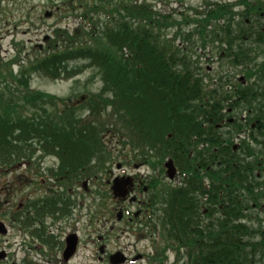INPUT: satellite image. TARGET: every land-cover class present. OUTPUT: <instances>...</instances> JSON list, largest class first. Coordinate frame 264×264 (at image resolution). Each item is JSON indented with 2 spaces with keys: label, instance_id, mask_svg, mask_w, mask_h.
Returning <instances> with one entry per match:
<instances>
[{
  "label": "trees",
  "instance_id": "16d2710c",
  "mask_svg": "<svg viewBox=\"0 0 264 264\" xmlns=\"http://www.w3.org/2000/svg\"><path fill=\"white\" fill-rule=\"evenodd\" d=\"M159 1L168 0H62L67 16L82 18L85 32L56 28L44 51L36 49L18 73L9 69L19 57L0 63V160L25 155L35 131L63 161L85 164L98 156L99 168L110 155L102 137L119 135L135 160L161 167L172 158L185 172L183 185L155 193L145 229H138L152 243L147 264H264V64L243 69L249 82L229 92L233 75L208 72L198 42L180 30L195 18L162 12ZM217 7L197 19L203 45L207 18L224 43L240 39L230 22L221 26L217 19L228 10ZM239 51L225 58L244 65L248 56ZM87 67L101 85L85 91L83 101L31 86L32 76L70 79ZM227 108L236 118L222 130L217 123L229 117ZM18 138L24 143L15 150ZM200 139L207 146L198 149Z\"/></svg>",
  "mask_w": 264,
  "mask_h": 264
},
{
  "label": "flooded vegetation",
  "instance_id": "af4514ba",
  "mask_svg": "<svg viewBox=\"0 0 264 264\" xmlns=\"http://www.w3.org/2000/svg\"><path fill=\"white\" fill-rule=\"evenodd\" d=\"M187 1L174 0L176 11L206 13L219 9L221 4L228 12L218 17L220 24H264V0H204L199 7ZM211 20L202 23L210 26ZM189 24L185 21V25ZM243 36L249 39L248 35ZM35 133L27 140L31 143L27 155H15L13 162L0 161V222L16 230L17 238L14 253L0 244V261L13 255L10 264H82L85 259V264L134 262L133 255L124 252L125 244L111 248V242L127 240L131 235L142 208L150 202L146 193L154 177L167 184L182 183L178 167L170 180L166 168L162 173H140V166L147 164H121L119 173L110 168L105 171L101 188L98 175L85 176L84 163L63 161L57 151L45 148L41 144L45 140H39ZM14 142L16 150L20 139ZM134 168L135 173L130 171ZM114 182L121 183L120 193L116 190L119 195L113 191ZM134 204L139 214L132 209ZM3 234L0 232V239L6 236Z\"/></svg>",
  "mask_w": 264,
  "mask_h": 264
},
{
  "label": "rangeland",
  "instance_id": "374dc122",
  "mask_svg": "<svg viewBox=\"0 0 264 264\" xmlns=\"http://www.w3.org/2000/svg\"><path fill=\"white\" fill-rule=\"evenodd\" d=\"M202 1L203 0H188L187 3H191L192 5L199 7L202 4ZM54 3L56 4H51L50 0H4L0 2V63H6L10 61V59L12 60L13 58L19 57V63L15 62L10 65L9 70H11L14 74L18 71V69H20V65L23 63L26 64L29 58L31 59L37 54V48H34L36 45H40L42 48L47 46L48 38L54 37L53 30H55L57 27L68 28L73 31L74 29H78L81 26H85L81 17H65V10L59 8L56 10V5H58V7L63 5L62 0H55ZM156 5L160 11L170 12V5L176 4L172 3L169 6H166L164 9L162 4L157 3ZM46 11H49L50 15L44 16ZM175 14V16L173 15L174 17H179V19L182 17V15L180 16L178 13ZM189 14H191V17H194L192 11H189ZM101 18H104V16L101 15ZM175 29L176 26H174V28H168L165 30V37L168 38L174 36ZM198 37L200 38V41L203 40L199 34H197V38ZM174 41H178L177 37ZM200 41L197 40L199 43L198 47L201 46V48L199 47L200 50L204 51L201 53H205L201 59L203 61L202 64L205 66L211 65V71L219 70V63L222 62V59H218V52L212 51L211 53L208 51L214 46L218 47V43H209L203 47ZM184 45L186 46V44ZM43 51H41V53ZM28 55L29 57H27ZM75 79L79 81L74 84ZM30 82L32 88L53 94V96H68L70 99L67 101L72 103L75 101H83L85 97L82 95V93L85 91L96 92L101 85L100 78L98 76L93 77L92 68L90 67L85 68L81 74L75 76V78H60L56 80H50L49 78H45L43 76H32ZM61 105L62 104H60V106ZM88 116L89 115L86 114L85 118ZM102 138L110 153V160H107V163H111L110 169L113 170V168H116L117 163H121L125 157L131 153V149L128 146H123L121 144L119 139H122V137H119V135H112L111 132H107ZM103 169L106 170V168ZM130 171L135 173L136 169H131ZM139 171L140 173H149L150 169L147 170L146 167L140 166ZM116 172L120 171L116 169ZM171 184L174 185L176 182ZM135 208H137V205H133L132 209L135 210ZM15 235L16 230L10 226L8 235L0 239V241H2L0 244L13 253L17 239ZM123 244H125L124 252L126 255H135L137 253L146 254L152 249L150 237L147 234L135 235L133 229L131 230V235L127 240L120 238L117 240V243L111 242L110 247L114 248L119 245L123 246ZM92 251L94 252V250ZM12 256L13 255L9 256V260L0 261V264H10L11 260L13 261ZM173 257L174 255L170 254L169 260H172ZM146 260V257H143L130 264H147ZM86 262L87 261L85 259L82 264H85ZM95 264L102 263L95 262Z\"/></svg>",
  "mask_w": 264,
  "mask_h": 264
},
{
  "label": "water",
  "instance_id": "95a60500",
  "mask_svg": "<svg viewBox=\"0 0 264 264\" xmlns=\"http://www.w3.org/2000/svg\"><path fill=\"white\" fill-rule=\"evenodd\" d=\"M48 14H49V13H48ZM166 164H167L166 166L168 167V169H167L168 172L171 173V170H172V167H173V166H172V165H173L172 162H171V161H168ZM173 168H174V167H173ZM0 230H1L2 232H6V228H5L4 225L1 224V223H0Z\"/></svg>",
  "mask_w": 264,
  "mask_h": 264
}]
</instances>
